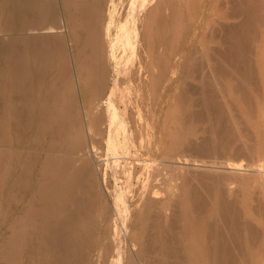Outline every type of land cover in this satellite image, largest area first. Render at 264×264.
<instances>
[{
    "label": "bare ground",
    "instance_id": "1",
    "mask_svg": "<svg viewBox=\"0 0 264 264\" xmlns=\"http://www.w3.org/2000/svg\"><path fill=\"white\" fill-rule=\"evenodd\" d=\"M184 1L169 0L164 8L156 0L152 49L173 40ZM225 1L223 21L214 19L203 37L215 44L206 43L201 55L193 49L182 66L174 126L155 127L150 150L114 149L106 159L107 172L142 181L136 200L116 191L107 196L110 205L99 184L101 168L87 152L78 154L87 135L93 141L80 101L87 103L85 116L97 118L90 101L108 86L110 1L0 0V264H100L105 258L121 264L123 254L129 264H251L263 225L249 219L248 193L243 198L227 186L264 169L259 160L232 166L228 159L261 155L264 148L237 136L220 80L230 79L238 96L252 100L253 86L263 80L258 68L264 64L255 56L264 51V0ZM166 25L169 38L159 33ZM121 79L116 76L117 85ZM210 164L252 173L219 174ZM253 260L260 264L257 255Z\"/></svg>",
    "mask_w": 264,
    "mask_h": 264
},
{
    "label": "rangeland",
    "instance_id": "2",
    "mask_svg": "<svg viewBox=\"0 0 264 264\" xmlns=\"http://www.w3.org/2000/svg\"><path fill=\"white\" fill-rule=\"evenodd\" d=\"M109 1L110 3H107L106 10L107 12L110 11L111 18L110 21L108 20L106 23L105 29L107 38H104L105 50L108 49L107 63H111H108V86L100 99L90 101V104H96V110L98 111H96L98 113V115L96 113L97 118L102 115V119L100 117V121L97 118H87L85 116L86 111L88 112L87 103L80 101L81 114L84 117L85 128L86 130L88 128L87 133L89 135L92 134L93 141L88 139L87 135V141L83 144L85 149H80L78 154L85 155L87 152L95 161L97 168H101V171H99V184L106 197L109 196V193L115 194V192L118 191L119 197L126 193L121 197L122 199H129L127 197L130 195V199L136 200L138 188H140L142 181L139 178H135V180L134 177H127L126 172H121L119 174L112 173V171L107 172L104 166L106 159L113 155L112 150L114 149L125 152L124 150H128V148L129 150L132 149L131 151L138 148L137 150L141 151L137 152L140 153H143L146 148L150 150L153 144L152 136L156 133L155 127L157 128L163 125L167 128L170 124L174 126V122L172 123V121L173 114L177 108L175 103L176 82L181 76V69L185 63L186 57L195 48L200 50L199 54L201 55L206 43L215 44L216 39L210 40L209 38V41L206 42L203 41V37L206 33H209V27L213 24L214 19H221L223 21L221 13L229 9L225 0H185L182 2L181 9L178 13L177 25L174 31L175 35L173 33L172 36L173 40L170 41L168 39L167 43L163 46L158 43L157 46L152 49L149 45V34L151 31L149 27L151 26L149 17L155 10L156 0ZM167 2L169 3V0H162L164 8L167 6ZM163 11L165 12V9ZM62 30L66 35L70 32L66 24ZM159 33L160 35L168 34L169 38V34H172V27L166 25ZM69 43L73 45L71 41ZM261 46H264V40L261 41ZM161 57L168 62L164 61L162 64H159ZM255 58V63L259 62V64H264V51L259 53V56H255ZM73 61L75 67V59ZM112 61L114 66L112 65ZM258 69L260 70L259 76L262 73L261 76L263 80L258 81L255 86H253L252 92L250 93L252 97L251 101H246L238 96V93L235 91L236 89L233 90L231 83V86H228L229 82H231L228 78L229 82H227L225 78L220 80L223 88V91L220 93H223L222 99H224V97L227 98L224 99L227 103L224 100L225 103H223L225 104V108H227L226 110H230L227 113L234 116L237 136L247 140L255 146L261 145L264 148V67ZM74 72L75 86L81 97L82 91L77 83L76 68ZM120 74H123V79L118 81L119 85H117L116 76ZM195 75H198V73H194V76ZM189 82L190 85H193L192 89L196 91L194 96L198 97V88H196V86L198 87V81L192 76ZM228 87H231V89ZM227 105L230 108H228ZM113 111H117L115 114L118 113V115L114 117L111 114ZM102 112H104V114ZM111 122H113V125ZM195 126L196 128H200L203 125L201 122H197ZM160 132H163V130L161 129ZM140 137L147 143L146 146H144L146 143H143ZM261 151L262 150H260V152ZM228 160L232 162V166H236L234 163L241 161L242 163L244 161V163H246L249 160H259L264 169L263 151L261 155H259L257 151H253L251 154ZM210 166H212V164H210ZM210 166H208L207 169H211L219 174L228 172H230V174L234 172L232 174L236 173L235 175H240V173L241 175L243 173H252H242V171H233L232 169L231 172L229 168L226 170V168L217 167L219 168L217 169L215 167L217 165H214V169L213 166ZM199 168L197 169L199 170ZM253 173L255 172L253 171ZM243 175L247 176L248 174ZM263 177L264 174L257 178H250L246 180L245 183L243 182V184L238 185L232 182V186H227L234 191L238 189L237 192L242 197L248 193L251 199L249 200V207H247L252 213L249 219L253 221V223L256 222L263 225L259 236V242L252 247L254 252L251 255L253 259H255L257 255L260 264H264ZM204 185L206 187H211L213 184L207 182ZM239 189H242V192ZM127 192L130 193L127 195ZM132 193L134 194L132 195ZM107 203L110 204L108 197ZM3 232L7 235L9 229L5 228ZM124 255L125 254H123L122 257ZM122 257L120 263L129 264L126 257ZM125 259L126 262L124 261ZM253 259L251 264H255ZM110 260L111 259L108 260V258H105L100 264H113L114 260L112 259V262Z\"/></svg>",
    "mask_w": 264,
    "mask_h": 264
}]
</instances>
